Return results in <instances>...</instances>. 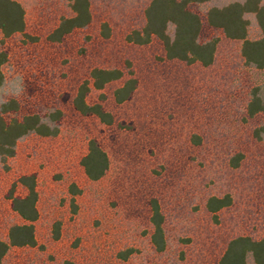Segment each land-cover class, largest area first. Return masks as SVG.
Returning <instances> with one entry per match:
<instances>
[{"label":"rangeland","instance_id":"rangeland-1","mask_svg":"<svg viewBox=\"0 0 264 264\" xmlns=\"http://www.w3.org/2000/svg\"><path fill=\"white\" fill-rule=\"evenodd\" d=\"M25 11L28 37L3 40L8 55L2 67L0 104L17 101L10 116L42 117L59 110V134L29 135L15 155L0 161V239L21 223L6 199L13 182L34 173L39 219L36 239L42 248H11L3 264H218L228 242L236 237H264V114L249 118L246 106L253 87L264 84V70L245 65L239 41L228 40L210 28L211 4L193 6L203 22L202 41L219 39L209 67L164 59L162 44L153 39L137 46L125 36L143 25L150 0H91L92 21L61 42L47 36L62 17L71 16L68 0H16ZM242 0H216L217 5ZM249 38L259 36L249 16ZM110 35L104 39L101 26ZM94 68L133 69L138 87L131 100L116 104L112 93L125 80L102 91L92 89L89 104L105 95V109L114 117L106 126L95 117H82L72 107L78 86ZM20 78L24 91L5 95ZM124 123L129 128H120ZM90 139H96L109 158L99 181H89L80 166ZM242 155L238 167L232 158ZM81 189L78 212L70 215L68 186ZM17 194L23 190L17 187ZM231 197V205L216 213L206 210L210 197ZM156 199L164 216L166 249L158 253L150 242L149 201ZM61 222L58 240L52 224ZM133 249L126 259L119 252Z\"/></svg>","mask_w":264,"mask_h":264},{"label":"trees","instance_id":"trees-1","mask_svg":"<svg viewBox=\"0 0 264 264\" xmlns=\"http://www.w3.org/2000/svg\"><path fill=\"white\" fill-rule=\"evenodd\" d=\"M216 0H150L146 6L140 28L131 30L126 36L127 43L145 46L153 39L158 40L164 50V59L167 61H180L187 65L200 64L209 67L214 63L219 39L214 37L208 41L201 40L203 22L201 16L192 10L193 6L211 4L206 11V22L210 28L220 30L228 40L239 41L240 54L245 65L258 70H264V0L232 1L217 5ZM71 13L69 17H62L56 28L47 36L52 43H59L74 30L84 29L92 21L91 0H68ZM253 16L259 36L249 38L250 20ZM25 11L16 0H0V34L3 40L14 35L25 33ZM101 35L108 39L109 27L106 23L101 26ZM8 55L5 50L0 51V87L4 83L2 67L6 64ZM125 80L122 85L114 89L112 96L116 104L125 103L133 97L138 79L133 69L129 68L125 74L119 69L94 68L89 78L84 80L77 88L71 99L73 109L82 117H95L100 123L110 126L114 124L113 115L104 107L106 97L98 96V102L89 104L87 98L92 89L102 91L111 83ZM19 105L15 100L0 104V161L5 165L13 158L17 143L29 136L36 135L42 138H52L59 134V122L62 113L55 110L42 117L38 114L26 115L21 118L10 116L16 113ZM246 114L253 118L264 114V84L253 87L249 93ZM120 128H129L124 123L118 124ZM264 127L254 130L256 139H261ZM242 155L232 158V167L237 168ZM80 166L89 181H99L109 169V158L96 139H90L87 152L80 160ZM17 187L23 194H17ZM68 209L70 215L78 212L77 197L81 189L74 183L68 186ZM6 199L9 206L21 223L12 224L7 231L6 240L0 239V264L11 248H34L38 245L35 224L39 219L37 208L38 191L37 180L34 173L22 175L12 183L7 192ZM231 197H210L206 201V210L216 220V213L231 205ZM151 226L150 242L158 253L166 249L164 232V216L156 199L149 201ZM61 233V222L52 224L51 235L58 240ZM133 253V249L119 252L117 257L126 260ZM61 264H74L71 260H64ZM218 264H264V237L258 240L250 237H236L230 240Z\"/></svg>","mask_w":264,"mask_h":264},{"label":"clouds","instance_id":"clouds-1","mask_svg":"<svg viewBox=\"0 0 264 264\" xmlns=\"http://www.w3.org/2000/svg\"><path fill=\"white\" fill-rule=\"evenodd\" d=\"M24 91L22 87V81L17 78L15 81L11 82L10 88L4 90L5 95L18 96Z\"/></svg>","mask_w":264,"mask_h":264}]
</instances>
